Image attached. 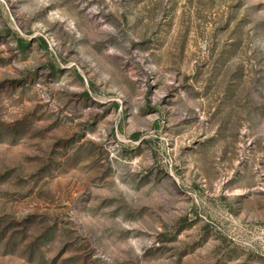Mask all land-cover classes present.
<instances>
[{"label": "rangeland", "instance_id": "1", "mask_svg": "<svg viewBox=\"0 0 264 264\" xmlns=\"http://www.w3.org/2000/svg\"><path fill=\"white\" fill-rule=\"evenodd\" d=\"M0 264H264V0H0Z\"/></svg>", "mask_w": 264, "mask_h": 264}]
</instances>
